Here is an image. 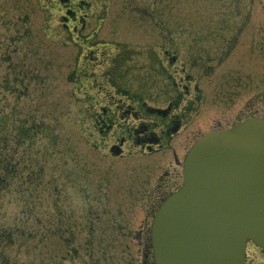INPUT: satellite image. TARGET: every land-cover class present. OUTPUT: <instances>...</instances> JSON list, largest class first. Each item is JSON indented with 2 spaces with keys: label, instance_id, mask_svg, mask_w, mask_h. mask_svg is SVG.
I'll list each match as a JSON object with an SVG mask.
<instances>
[{
  "label": "rangeland",
  "instance_id": "1",
  "mask_svg": "<svg viewBox=\"0 0 264 264\" xmlns=\"http://www.w3.org/2000/svg\"><path fill=\"white\" fill-rule=\"evenodd\" d=\"M86 1L77 42L58 0H0V151L11 159L0 264H141L146 226L167 184L181 186L189 146L264 117V0ZM161 19L177 22L169 30L186 68L175 94L184 119L164 149L143 152L119 123L126 118L116 123L104 107L128 108L133 97L167 107ZM121 139L124 154L113 156Z\"/></svg>",
  "mask_w": 264,
  "mask_h": 264
},
{
  "label": "water",
  "instance_id": "2",
  "mask_svg": "<svg viewBox=\"0 0 264 264\" xmlns=\"http://www.w3.org/2000/svg\"><path fill=\"white\" fill-rule=\"evenodd\" d=\"M183 173L153 222L156 264H244L248 240L264 252V119L202 137Z\"/></svg>",
  "mask_w": 264,
  "mask_h": 264
},
{
  "label": "flooded vegetation",
  "instance_id": "3",
  "mask_svg": "<svg viewBox=\"0 0 264 264\" xmlns=\"http://www.w3.org/2000/svg\"><path fill=\"white\" fill-rule=\"evenodd\" d=\"M58 1L61 4V6H59V12L62 18L63 27H65L66 29L72 30L73 32H78L80 21H81V24H83L85 22L83 21L85 18L84 15H88L87 13L81 14L79 11L81 10V8H89L90 2L86 0H81V1L80 0H58ZM158 1H161V0H156V3H158ZM252 15H253V9H248L247 16L252 17ZM174 23H175L174 21H169V20L164 21L161 19L158 25V27L159 26L164 27V31L167 29L166 31L170 33V35L168 36L167 35L163 36L168 39V42H167V46L161 47L160 49L161 56L159 59H161L160 64L162 65V71L167 76V81H165V83L162 84V86L165 87L166 85L167 86L166 88L172 89L173 91L172 100L173 101L176 97L174 93H176V91H180L181 89V87H179V83L176 80V75L177 73L181 74L182 72L186 71V68H184L183 65L182 66L178 65V62H177L178 57H177L176 52L174 51L175 50L174 46H172L173 44H175V41H174V37H171V31L169 30V28L174 27ZM157 37H159V35ZM214 57L215 58H212V59L219 60V58H216V56ZM160 64L159 66H161ZM187 77L189 78V82H191L192 78H191L190 73H187ZM169 83L171 85H169ZM185 87L188 88L189 86L186 85ZM112 103H114L113 106L109 105L107 107H104L105 117H108L111 115L115 117L114 121H116L118 117V121L116 123L119 122V119L126 118L124 122H119V123L122 125H125L124 129L126 128V132L128 133L129 138L132 137V134H133L132 129H134L135 133L139 131H145L146 129H148L147 131H145V136L140 138L141 141L143 142L140 144V146L143 147L142 149L144 150L143 152H145L146 149H150V151L162 150L165 146L166 139L169 138V136L171 137L175 133L178 132V131L173 132L175 125L172 126V124L169 123L170 122L169 115H174L173 111L172 113L170 112V114H167L164 117H160L155 112L146 109L143 103H141L140 101L134 98H132V105H128L129 106L128 108H125V106L119 104L118 102L115 103V101H112ZM130 116H134L135 118L140 119L137 124L140 123L141 125L139 126V128H137V130H135L137 126L134 123H130L131 121L128 120ZM105 119L101 117L102 121H105ZM145 122H148L149 128L148 126L144 125ZM180 123H181V118H180ZM145 126L147 127L146 129H144ZM111 128L113 127L110 126L109 129ZM147 132H150V133L147 134ZM136 138L138 139V136ZM145 140H154L156 141V143H149ZM173 180L175 182L176 178ZM174 182L171 184L168 183L167 187L172 186L173 188H175L177 184ZM146 229H148L147 226H146ZM249 246L254 247L255 254H257L258 256H261V252L258 247L253 246V244H249ZM145 250H146V246H144V251ZM259 261H260L259 264H264L263 260H259ZM142 264H153V262L149 258L148 251H145ZM245 264H254V263L251 260V258L248 256Z\"/></svg>",
  "mask_w": 264,
  "mask_h": 264
},
{
  "label": "trees",
  "instance_id": "4",
  "mask_svg": "<svg viewBox=\"0 0 264 264\" xmlns=\"http://www.w3.org/2000/svg\"><path fill=\"white\" fill-rule=\"evenodd\" d=\"M9 164L11 165V159L6 154L3 155V152H1L0 153V165L2 166V169H5V170L3 171V174L0 175V184H4V182H6V180L8 179L7 175L10 172L8 171Z\"/></svg>",
  "mask_w": 264,
  "mask_h": 264
}]
</instances>
